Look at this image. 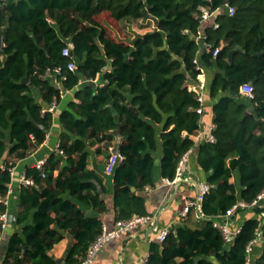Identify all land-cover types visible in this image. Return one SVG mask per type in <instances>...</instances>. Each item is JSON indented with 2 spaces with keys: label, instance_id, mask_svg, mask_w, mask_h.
<instances>
[{
  "label": "trees",
  "instance_id": "obj_1",
  "mask_svg": "<svg viewBox=\"0 0 264 264\" xmlns=\"http://www.w3.org/2000/svg\"><path fill=\"white\" fill-rule=\"evenodd\" d=\"M227 4L236 9L233 17L217 13L205 23L195 18L201 7L217 11ZM144 9L158 24L132 42L111 38L99 21L105 12L115 21L144 20ZM199 32L211 52H202ZM2 35L0 200L8 196L17 162L47 141L55 116L64 152L49 155L46 177L36 167L26 169L34 185L21 186L16 230L2 264H58L51 251L64 238L60 230L73 239L66 264L85 257L103 230L98 214L108 210V189L104 177L88 168L89 151L99 146L96 153L110 158L116 139L108 132L119 124L122 161L111 176L116 220L148 215L144 193L155 186L160 130V172L170 182L196 143L201 104L188 89L200 74L196 58L206 70V98L214 102L216 126V143L205 142L198 152L210 186L202 204L207 219L188 221L163 244H152L145 264H247V246L259 230L263 241L250 258L251 264H264L261 209L252 211L255 217L230 246L213 227L215 218L238 203H252L264 191V0H0V41ZM67 48L73 57L64 56ZM235 48L244 53L230 63ZM72 61L76 71L68 69ZM58 67L61 75L55 74ZM248 84L254 87L253 99L241 94ZM68 92L74 100L65 108L43 114ZM8 212L0 203V215Z\"/></svg>",
  "mask_w": 264,
  "mask_h": 264
},
{
  "label": "crops",
  "instance_id": "obj_2",
  "mask_svg": "<svg viewBox=\"0 0 264 264\" xmlns=\"http://www.w3.org/2000/svg\"><path fill=\"white\" fill-rule=\"evenodd\" d=\"M146 22H149V20H146ZM155 28L156 25L154 23V29ZM154 29L145 28L142 30L143 32L138 35H144L148 32H152ZM210 76H212V74ZM95 82L97 85L98 78ZM72 100H74L73 93H64L62 96V102L58 109L65 108ZM213 104V101L206 98V114L204 116V122L206 124L213 123V113L211 110ZM60 132V122L58 117L55 116L53 129L50 132V138L27 159L17 162L16 166L13 168L14 177L11 183L12 194L9 197L8 215L12 213L16 216L17 197L22 186L21 180L25 176L26 169L28 167H35L38 162L47 161L51 153H57L56 146L59 143ZM160 134L161 130L158 137L159 146L156 152L157 168L154 175L155 186L147 188L144 193L146 196L148 215L154 219L148 224L139 226L134 232L122 235L121 237L109 242L92 264H145L151 253V246L156 243V237L162 230L165 228L175 230L178 226H183L188 223V221L191 225L200 221L193 214L188 219L181 218L185 207L196 201L199 184L205 182L206 180V174L198 163V152L200 146H196L190 151L189 161L186 165L183 179L170 183L161 176L160 172V164L162 161V141L160 139ZM115 139L114 147L118 143L116 137ZM98 147L99 146H95L89 151L88 168L90 170L97 171L104 177L105 184L108 189V195L106 197L108 210L102 215L98 214V217L102 219L104 226L108 229H113L117 221L115 208V186L112 177L105 174V168L109 157L105 154L96 153V149ZM112 149L110 150L111 154ZM55 175L57 176L58 172H56ZM254 217L255 214L251 211H239V213L234 217V228L242 227L246 221ZM15 230L16 227L14 224L12 225L9 223L5 234L0 240V264H2L4 260L7 241ZM72 243V237L66 233L64 238L54 246L51 254L57 263L63 259L65 260L64 263L58 264H66L67 252Z\"/></svg>",
  "mask_w": 264,
  "mask_h": 264
},
{
  "label": "built area",
  "instance_id": "obj_3",
  "mask_svg": "<svg viewBox=\"0 0 264 264\" xmlns=\"http://www.w3.org/2000/svg\"><path fill=\"white\" fill-rule=\"evenodd\" d=\"M207 2H211L212 0H206ZM227 13L229 16L233 17L236 13V9L229 4L226 5L225 8L218 9L217 11H211L208 7H201L199 9V12L195 14V18L200 20L201 22L205 23L208 21H211L215 18L217 13ZM214 28L218 29L219 24L214 23ZM207 37L200 33L196 36V42L200 46L202 45V49H205L207 52L212 51V46L205 43ZM220 49H216L213 53L214 57H217L219 55ZM64 56L66 57H73L71 53V49L67 48L63 52ZM195 65L197 66V70L200 72V74L197 77V81H191L188 84V89L195 93V97L197 101L201 104V107L197 110V113L201 117L200 122V128L198 133L195 135V146H200V144H203L205 142L209 143H216V137L214 135V132L216 130V126L213 123L206 124L204 122V116L206 114L205 109V102H206V92H207V78H206V70L205 67L201 64L199 58H196L194 60ZM78 68L77 63L75 61H72L68 64V69L71 71H76ZM63 73L62 67H58L55 69L56 75H61ZM241 94L245 97H248L250 99H253L254 95V87L252 84L245 85L241 88ZM59 108V104L55 101L50 107L43 110V114L45 113H55L57 109ZM50 138V134L48 135V139ZM47 139V140H48ZM56 152L62 156H64V152L60 148V144L58 143L56 146ZM189 155L190 151L187 152L182 159L180 160L177 168V174L175 182L178 180L183 179L184 172L186 170V165L189 161ZM122 161L121 155L117 156L112 154L111 157L108 159L106 168H105V174L108 176H112L114 174V171L118 164ZM46 161L38 162L35 167L42 171V176L46 177L44 172V166ZM12 177H14V173L12 171ZM173 181V182H174ZM170 182V181H169ZM172 183V182H170ZM21 184L25 186H32L34 185V180L30 178H24L21 180ZM210 191V186L206 182H202L198 186V195L195 202H192L188 204L182 215V219H188L192 214L199 220H205L207 219L205 215L202 213V204L205 200V196ZM12 194V188L10 186V190L8 193V196L4 199L0 200V203H4L5 205H9V197ZM257 209H261V219H262V225L264 226V191H262L256 200H254L252 203H238L236 206H234L231 210H229L225 215H221L213 220V227L218 230L226 243V245L230 246L234 243L237 236L240 234L242 227L234 228V217L239 213V211H254ZM8 214H1L0 215V221L2 223V228L0 231V240L5 234V231L7 230L9 226V219ZM154 218L147 215V216H134L127 220H118L115 223V227L113 229H108L106 226H103L102 233L96 238V240L90 245L89 249L86 252L85 257L77 264H92L94 260L98 257V255L102 252V250L106 247V245L111 242L112 240L121 237L122 235L130 234L134 232L139 226L145 225L150 223ZM172 229L165 228L162 230L159 235L156 237V243L163 244L170 233H172ZM263 241V232L262 230H259L257 233V237L249 243L247 246V254H248V260L247 264H251V254L254 251V248L258 242Z\"/></svg>",
  "mask_w": 264,
  "mask_h": 264
},
{
  "label": "rangeland",
  "instance_id": "obj_4",
  "mask_svg": "<svg viewBox=\"0 0 264 264\" xmlns=\"http://www.w3.org/2000/svg\"><path fill=\"white\" fill-rule=\"evenodd\" d=\"M99 21L105 27L107 35L118 42H132V39L142 33L143 29H154V23L151 20L146 22L143 19L126 18L121 21H115L107 12L100 15Z\"/></svg>",
  "mask_w": 264,
  "mask_h": 264
},
{
  "label": "water",
  "instance_id": "obj_5",
  "mask_svg": "<svg viewBox=\"0 0 264 264\" xmlns=\"http://www.w3.org/2000/svg\"><path fill=\"white\" fill-rule=\"evenodd\" d=\"M144 1H147V0H144ZM143 15H144V19L146 20H151L155 23V25L158 24V19L154 18L152 15L149 14L148 10L147 9H144L143 10ZM3 47H4V39H3V35H2V39L0 41V52L3 50ZM205 49H202V52H204ZM239 53H244L243 50H241L240 48H235L233 49L230 54H229V57H230V63H233L234 61V58H235V55L236 54H239ZM262 53H259V54H255L254 57H257L259 55H261ZM24 83L27 84L28 83V79H25L24 80ZM91 84L93 86L96 85V82L95 81H92ZM131 109L138 114V109L136 107H131ZM254 110V107H251L249 109V113H251L252 111ZM42 128V127H41ZM120 129H121V124L118 125L117 129L115 131H112V132H108L109 135H114L117 140H118V143L116 144V146L112 149V154L114 155H117L119 156L120 155V145H121V142H122V139H121V134H120ZM67 165V162H64V166ZM135 189H133L134 191ZM8 219H9V223L10 224H15L16 223V216L14 214H9L8 216ZM64 235L66 234L64 231L60 230ZM65 260H61V261H58V263H64Z\"/></svg>",
  "mask_w": 264,
  "mask_h": 264
}]
</instances>
